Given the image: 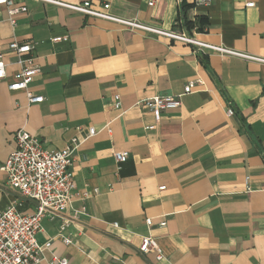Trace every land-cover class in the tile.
<instances>
[{"label":"crops","instance_id":"1","mask_svg":"<svg viewBox=\"0 0 264 264\" xmlns=\"http://www.w3.org/2000/svg\"><path fill=\"white\" fill-rule=\"evenodd\" d=\"M16 1L27 10L13 16L14 26L0 6V166L22 127L48 149L78 142L74 197L60 216L42 219L36 240L49 244L39 264L52 257L66 264H264V63L65 6ZM61 1H89L95 10L107 3L121 19L264 59V0H184L188 21L205 19L202 31L181 26L178 0ZM56 36L65 38L52 42ZM13 39L35 42L39 71L29 90L42 102L7 87L19 69L8 50ZM189 83L181 105L156 121L144 100L177 95ZM224 95L235 115H226ZM114 151L128 157L116 163ZM5 181L0 169V211L16 201L20 212L32 213L34 203ZM142 236L157 241L161 259L139 250Z\"/></svg>","mask_w":264,"mask_h":264},{"label":"built area","instance_id":"2","mask_svg":"<svg viewBox=\"0 0 264 264\" xmlns=\"http://www.w3.org/2000/svg\"><path fill=\"white\" fill-rule=\"evenodd\" d=\"M58 6H65L74 11L93 15L119 22L130 29H141L156 34L164 35L172 39L193 44L199 49L210 48L220 53H231L245 58H255L264 63L263 58L251 57L243 53H235L223 47L201 43L185 32L163 31L137 20L121 19L108 12L109 4H104L102 10H95L89 1L83 3H65L61 0H41ZM180 0H178L179 2ZM209 0H194L195 6L205 5ZM149 1L148 5H152ZM254 1H249L246 6H254ZM0 6H5L11 26L15 25L13 16L25 12L26 6L16 0H0ZM65 37H52V42L64 40ZM35 42L32 40L18 41L13 39L8 43V50L15 53L16 63L19 67L14 75V80L8 83L9 90H23L26 93L29 103H39L44 100L42 95H36L29 90V84L39 71L35 63L33 49ZM0 53V80L6 77V64L1 59ZM193 84L189 83L183 87L182 93L174 96H154L144 100V105L153 113L155 120L159 121L161 113L166 109L177 108L181 105L182 95L192 91ZM115 108L120 107L119 94L113 97ZM234 110L230 103L227 105L226 115L232 116ZM148 128H154L153 125ZM96 133L94 127L88 129V136ZM15 149L10 153L0 169L6 175L5 185L7 188L17 192L25 200L34 203L32 213H22L17 208L16 201H12L6 209L0 211V264H39L43 259V251L48 246L49 241L39 244L36 234L41 230V221L44 217L54 218L60 216L70 207L74 197V180L70 170L73 161V153L78 142L73 139L62 149H48L45 144L35 135L26 129L19 128L14 133ZM116 163L123 162L128 157V151H114ZM163 188V187H160ZM1 190V188H0ZM82 212H85L83 207ZM69 223V219L64 218L61 224L63 229ZM146 224L150 225V219H146ZM164 221L160 222L163 226ZM66 243L70 242L64 238ZM139 250L146 254L150 251L157 253L156 258L161 259L157 241L150 236H142ZM48 264H66L62 258L52 257Z\"/></svg>","mask_w":264,"mask_h":264},{"label":"trees","instance_id":"3","mask_svg":"<svg viewBox=\"0 0 264 264\" xmlns=\"http://www.w3.org/2000/svg\"><path fill=\"white\" fill-rule=\"evenodd\" d=\"M180 5H179V11H180V22H181V26H184L186 29L190 30L191 28L195 29L196 31H202L204 30L205 28V22H203V20L205 21L204 18H200L196 21H188L185 17V11L187 9V7L189 5H187L184 0H180L179 1ZM194 4V3H193ZM197 57H198V60L200 61V63L206 67V68H209V64H208V60H207V55L206 53H203V52H198L197 53ZM225 100L230 103V101L228 100L227 96H225ZM231 104V103H230ZM233 108V107H232ZM234 110V109H233ZM235 110H234V114L235 115ZM240 118V121L242 122L243 125H245V121H244V118L243 117H239Z\"/></svg>","mask_w":264,"mask_h":264}]
</instances>
